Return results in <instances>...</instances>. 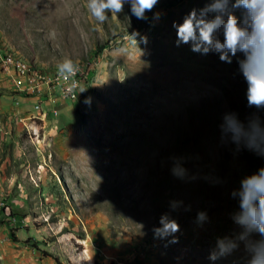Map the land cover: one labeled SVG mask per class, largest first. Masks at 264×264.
<instances>
[{"label":"rangeland","instance_id":"1","mask_svg":"<svg viewBox=\"0 0 264 264\" xmlns=\"http://www.w3.org/2000/svg\"><path fill=\"white\" fill-rule=\"evenodd\" d=\"M162 7L168 16L143 53L124 37L146 26L123 13L98 23L86 0H0V52L49 71L71 58L87 71V91L58 116L23 109L0 73V264H175L185 245L183 264H201L209 240L230 229L227 191L259 163L217 147L221 112L244 111L236 65L175 48L171 22L186 8ZM172 154L227 184L175 180L160 163ZM170 197L207 208L211 223L197 236L182 214L181 245L162 255L140 222L151 226Z\"/></svg>","mask_w":264,"mask_h":264},{"label":"clouds","instance_id":"2","mask_svg":"<svg viewBox=\"0 0 264 264\" xmlns=\"http://www.w3.org/2000/svg\"><path fill=\"white\" fill-rule=\"evenodd\" d=\"M166 0H86V11L98 23L123 13L146 26L141 31L133 28L124 37L144 53L150 44V34L167 18L168 11L162 7ZM186 8L179 19L171 22L175 48L187 47L200 57L214 55L219 62L232 65L233 78L238 79L245 101L244 111L225 109L217 123V147L226 149L236 160L248 153L259 163L251 170L238 171L235 183L227 196L233 206L226 219L228 231L214 235L203 248L201 264H264V0H180ZM143 46V48L141 47ZM78 70L71 58H62L56 65L58 78L66 81ZM78 82L71 80L69 90ZM81 93L87 90L80 87ZM91 95L82 104L90 109ZM183 155L172 154L161 160L172 178L182 183L203 180L212 187H223L225 178L214 168L206 173H192L185 166ZM192 214V232L199 235L211 223L207 208L193 206L184 199L168 198L164 210L155 217L151 226H144L152 247L167 250L181 245L185 235L181 215ZM174 256L175 264H183L191 251L189 245Z\"/></svg>","mask_w":264,"mask_h":264},{"label":"built area","instance_id":"3","mask_svg":"<svg viewBox=\"0 0 264 264\" xmlns=\"http://www.w3.org/2000/svg\"><path fill=\"white\" fill-rule=\"evenodd\" d=\"M0 70L20 96L35 100L34 109L40 115L43 114V108L48 106L58 116L59 107L67 101H79L82 96L80 87L87 85V71H82L79 66L75 76L66 81L58 78L56 70L35 66L9 52H0ZM71 80H76L78 85L69 90ZM42 117L38 118L43 123L45 120ZM37 138L34 135L31 139L34 141Z\"/></svg>","mask_w":264,"mask_h":264},{"label":"crops","instance_id":"4","mask_svg":"<svg viewBox=\"0 0 264 264\" xmlns=\"http://www.w3.org/2000/svg\"><path fill=\"white\" fill-rule=\"evenodd\" d=\"M21 103H22V105H23V109H27V107H28V105L29 106H33L34 107V104H35V100L34 99H32V98H24V97H21L20 99H18ZM19 109H21V108H19ZM21 112V111H20ZM19 112V114H21ZM28 112V111H27ZM21 116H22V114H21ZM42 123V122H41ZM42 125H44V122L42 123ZM42 127V126H41ZM31 143H33V144H35L36 143V141L34 140H32L31 139Z\"/></svg>","mask_w":264,"mask_h":264},{"label":"trees","instance_id":"5","mask_svg":"<svg viewBox=\"0 0 264 264\" xmlns=\"http://www.w3.org/2000/svg\"><path fill=\"white\" fill-rule=\"evenodd\" d=\"M95 264H98V263H95Z\"/></svg>","mask_w":264,"mask_h":264}]
</instances>
